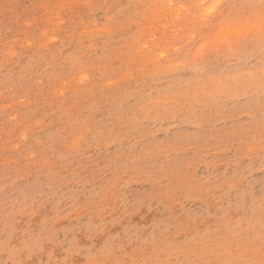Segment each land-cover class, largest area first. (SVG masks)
Segmentation results:
<instances>
[{
	"label": "clouds",
	"instance_id": "obj_1",
	"mask_svg": "<svg viewBox=\"0 0 264 264\" xmlns=\"http://www.w3.org/2000/svg\"><path fill=\"white\" fill-rule=\"evenodd\" d=\"M40 3L39 22L33 18L16 35L0 25V117L8 126L0 120V153L7 154L0 166V264H31L43 253L47 264H264V198L248 190L264 173V0ZM211 5L216 11L202 20ZM223 33L233 44L196 72L195 91L173 89L170 67L190 72L192 56ZM117 34L138 57L129 71L147 100L131 115L123 105L111 112L105 101L113 84L102 80L101 45ZM103 54L110 56L106 48ZM153 119L167 121L165 131L177 129L167 146L153 143ZM185 124L198 131L186 132ZM209 158L213 171L199 183L190 170ZM180 159L187 161L182 174L173 172ZM157 161L160 175L152 170ZM193 184L207 205L205 219L176 216L162 234L115 231L135 186H151L150 202L176 210ZM38 214L40 232L29 226L12 244L17 217ZM62 222H75L85 243L74 236L65 248Z\"/></svg>",
	"mask_w": 264,
	"mask_h": 264
},
{
	"label": "rangeland",
	"instance_id": "obj_2",
	"mask_svg": "<svg viewBox=\"0 0 264 264\" xmlns=\"http://www.w3.org/2000/svg\"><path fill=\"white\" fill-rule=\"evenodd\" d=\"M123 2H126V0H123ZM41 14L42 7L40 0H0V25L5 28L13 29V32L9 33L10 36L16 35L21 31L22 26L27 24L33 18L39 22ZM102 26L101 23V27ZM135 32L136 26L132 25V32L129 33V36L133 35ZM105 48L109 50L110 56L103 54V49ZM129 48L130 45L128 40L124 39L119 34L111 38H106L101 45L102 55L99 63L106 66L105 77L107 78H102L103 83L113 84V87L110 90H106L105 93V101L110 111L114 113L115 109L120 108L121 105H123L124 110L131 115L137 110V108L141 107L144 103H147V100L145 99L143 88H137L133 73L129 71L130 67L134 65L138 59L135 54H130ZM169 70L177 74V79L173 81L171 85L173 89L178 91H195L193 88V85L196 83L194 78L197 75L195 71H178L175 66H171ZM156 75H160V73H156ZM80 79L83 81L82 84H84L87 82L88 77L85 74L81 76ZM199 86L201 88L205 86L211 88L213 84L210 81H200ZM168 87L169 85L167 84L159 85L157 91L152 93L153 98L161 95L163 90ZM8 102L11 101H4V103ZM89 107H91V105H89ZM6 119V115L0 117V120L5 122V130H7L8 127ZM153 124L155 127L152 130L159 129V131H156L154 137L155 141L153 143L159 142L161 143V146H167L171 142L170 138L173 137L177 129L173 128L171 131H165V129L171 127L167 121L161 123L153 119L149 124V128H152ZM183 129L188 133H195L198 131L189 124H185ZM201 143H203V140H201ZM213 145L214 141L209 140L208 147H212ZM188 155L191 154L189 153ZM6 160L7 154L0 153V166H2ZM210 163L211 159L209 158L201 162L198 167L192 168L190 171L193 179L199 183H202L207 179L213 171V169L209 167ZM160 167L161 165L159 161L152 165V170L155 175H160ZM186 170L187 161L183 159L178 160L173 168V172L181 174ZM248 190L257 199L264 198V173L258 172L251 178ZM153 191L154 189L149 185H138L128 193V211L115 231L119 232L123 230L132 234L143 230L145 235L148 233L162 234L176 222V216L199 222L200 220L205 219L208 215L207 205L202 199L196 196L195 184L187 188L191 198L184 203L183 208L177 207L176 210H169L158 202H150L147 198L148 193ZM42 218L43 214H38L32 218L17 217V220L20 222L15 225L16 232L11 243L18 245L19 240L21 239V234L29 226H31L33 233L38 234L40 232L39 225ZM58 227L64 230L60 232L59 239L64 240L65 235H67V240L64 245L65 248L69 246L68 242L72 241L74 236L79 239L82 244L85 243L82 234L75 230V222L71 224L68 222H62ZM50 247L51 245L45 244L46 249ZM58 253L60 258H63V251L58 250ZM74 259L79 260L78 257ZM31 264H47L46 253L34 256Z\"/></svg>",
	"mask_w": 264,
	"mask_h": 264
},
{
	"label": "snow or ice",
	"instance_id": "obj_3",
	"mask_svg": "<svg viewBox=\"0 0 264 264\" xmlns=\"http://www.w3.org/2000/svg\"><path fill=\"white\" fill-rule=\"evenodd\" d=\"M216 5L209 6L201 17L202 20L206 21L208 17L212 16L216 11ZM237 38L239 34H236ZM233 44V36L230 33H223L217 36V38L211 42V44L202 46L191 58L190 70L200 73L205 71L207 68L206 61L215 52L219 53L222 50L231 48ZM147 47V45H144ZM83 83V81H81ZM19 155L22 157L26 155V152H21Z\"/></svg>",
	"mask_w": 264,
	"mask_h": 264
}]
</instances>
